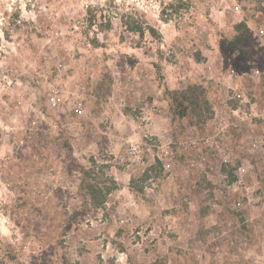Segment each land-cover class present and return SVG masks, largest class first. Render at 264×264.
<instances>
[{
  "label": "rangeland",
  "instance_id": "rangeland-1",
  "mask_svg": "<svg viewBox=\"0 0 264 264\" xmlns=\"http://www.w3.org/2000/svg\"><path fill=\"white\" fill-rule=\"evenodd\" d=\"M0 264H264V0H0Z\"/></svg>",
  "mask_w": 264,
  "mask_h": 264
}]
</instances>
